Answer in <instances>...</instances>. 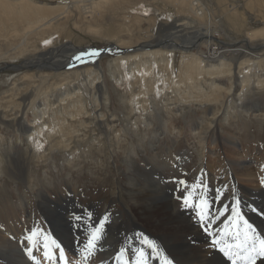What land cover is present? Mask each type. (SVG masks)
<instances>
[{"label": "rangeland", "instance_id": "obj_1", "mask_svg": "<svg viewBox=\"0 0 264 264\" xmlns=\"http://www.w3.org/2000/svg\"><path fill=\"white\" fill-rule=\"evenodd\" d=\"M195 1L200 2L206 11L213 13V19L217 18L222 23L219 24L221 28H218V30L231 34L239 43H245L244 38L247 32L264 31V0ZM70 2L71 0H24L21 2L19 0H0V50L3 51L5 46L10 45L11 47L12 34L16 30L21 29L22 25L26 24L23 22L24 18L19 17L21 13L27 14L29 12V14H33L35 17L44 15L43 13H50L52 16L58 12L56 8L61 5L70 4ZM165 2L164 0H120L116 5H109V10L108 12H104V15L102 14L103 12H97V16H94L95 18L93 19L90 17L86 18L80 9L74 7L72 9V18L69 20L70 24L64 29L65 31L61 30L62 33L60 35H54L51 40H47L51 42L47 45L41 42L40 49L46 50V48L64 44L65 48L68 49L64 51L63 55H69L73 53L74 47L76 46L103 49L112 44H116L120 38L130 41L127 43L129 46L126 47H132L133 43L131 41H137L141 44L153 40L159 35H170L171 32L166 31L169 30V27L175 25L173 20H177L179 17L182 19L189 18L190 21H195L197 24L195 26H199V22H202L194 20L191 17L188 9V5H190L189 0L180 1L183 3V11L179 14L181 16L178 15L174 4ZM38 4L43 6H39ZM29 6H33L36 11L29 10ZM229 16H235L237 22L231 25L226 19ZM88 19L93 23L88 24ZM76 21H80L77 26L74 23ZM215 31L218 32L217 30ZM185 33L180 32L178 34ZM151 34H153L152 37L150 36ZM197 38L198 35L196 34L194 40L196 39L199 45L202 40ZM177 39L181 38H176L175 40ZM220 40L224 42L230 41L227 36L221 37ZM181 42L182 40L166 41L165 39L162 40V43L155 42L150 48L154 50L158 49L159 45L166 46L172 44L175 48L170 53L174 54L173 66L176 68V65H178L175 62L176 58L184 57L186 60L188 59V57H185L188 53L181 52L184 51ZM198 45L187 48L186 50L193 51L199 47ZM217 46L221 45L217 44ZM133 53L135 52H125L122 54L130 56ZM33 55L27 54L26 57H16L14 59L0 61V67L3 66L5 61L10 62L0 69V97L6 96L7 99L13 96L17 97V100L11 102L16 106H9L6 113H0L2 116L0 119V134L4 139L0 145V160L3 161V163H0V207H7L8 202L18 203L20 200L24 201V204L15 210L19 230L17 232L14 231V234L7 237L11 240L10 247H0V264H24L25 261H27L26 264H35L23 251L27 245L20 243L25 235L29 234L30 230L33 229L36 230L33 241L37 242V249H34V255L37 260L42 261V264H50L49 261L44 259L42 255L43 247L40 246L43 241V236L40 233L43 230L45 234L56 239L63 246H67L69 249L76 248L74 245L70 246L69 244H65L67 242H64L60 238L62 236H59L56 231H49V227L53 228V223L45 218V212L47 213V211H44L42 207L46 206L45 204L44 206L41 205L42 200L39 192L40 190L46 189L47 185L50 190H54L58 184L65 186L66 183H69L71 187L77 190L75 194L71 189H65L63 198H61V205L64 208L63 213L66 219L63 222L56 219L58 223L62 222L59 226L60 229L61 227L65 229L69 228L70 232H72L71 236L75 240L83 239L85 233L83 230L78 231L82 226L74 218H71L73 215L71 214L72 212H77L76 215L84 217H87V214L91 212L92 222L94 224L101 218L100 214L106 213L108 210H118L128 214L124 189L125 165L127 161H132L134 166L145 164L144 167L148 171L150 170V163H145L149 161L152 154L150 143L157 138L158 135L155 136L154 133L159 131L162 126L166 127L173 123L175 127L181 129L182 134L176 132L174 135L168 133L162 136L159 135L158 142L154 145V152L161 155L163 151H166V154L170 149L173 155L180 157L183 154L185 157H188V160L184 161V164L177 168L176 166H168V164L163 166L162 172L165 176L169 177V180H185L189 186L188 190L193 192H195V188L192 186H198L201 180L208 187L210 186V178H203L207 174L208 169L200 177V162L203 160H211L213 163L214 159L218 160L216 155L218 154L219 146L218 144H213L211 139H208L207 144H202L201 141L199 142L198 136L203 131L202 126L209 125L208 119L218 109V98L225 91L220 86L226 89L228 88V81H226L228 77H223L226 74H222L220 78L217 75L218 79L215 81L219 84V88L212 87L211 76L205 75L203 78L199 77L196 83L192 85L189 83L187 85L182 84L187 82L183 81L173 89L168 88L166 94L163 96L158 95L159 83H151L146 90H142L145 94L137 95L151 109H143L141 105L134 103L136 111L133 114L130 112V117H128L127 110L133 106L131 90L133 92L135 91L134 94H136L140 89L144 88L141 87V83L139 84L134 79L131 82L132 86L129 85L130 78L132 77L131 73H126L123 67L114 61L117 55L119 56L120 54L100 56L96 59V63L89 62L86 64H78L71 68L69 67V70L80 69L84 71L86 67L88 68V66L92 65L95 67L96 73L94 72L95 74L93 73V76L85 75V78L80 77L79 83L76 82L75 78H71L72 81L69 85L59 89L61 93L58 95L51 92L50 96L44 101L48 99L52 105L51 109H54L50 110L43 120L51 121L54 112H62L64 106L69 109L67 105L60 107L62 103L60 101V95L62 93L67 96L71 93L74 95L78 91L83 92L82 95L80 93L81 99L78 102L85 104L84 99L87 101L83 111L84 115L81 116V119H85L87 123L79 127V122H76V125L77 129H80L79 135L83 136L86 133L87 136L77 146H75V140L72 139L73 143L69 149L58 147L51 152H49L50 141L44 140V143L39 144V146L45 145L46 152H49V155L38 159L34 155L33 145L29 146V139L31 137L29 139L27 138L28 141L26 140L28 132H25L24 128L26 127L25 125L32 124V119L39 113V109L42 108L44 102L40 104L42 99L37 100L36 96L27 90L29 82L38 79L41 72L47 68V64L44 66L45 68L38 66L33 68L31 65L28 68L20 66V63L24 59L31 58ZM232 62L234 63L231 77L234 82H238L239 79L244 78L240 77V60ZM130 63L132 62L130 61ZM158 65H153V74L149 80L154 78V80L160 81L163 79L162 76L166 75L165 78L169 77L178 82L179 76L177 73L183 65L181 61H179V68H176V73L173 74L174 78L170 74L171 68L170 70L169 67L165 68V66L159 68ZM129 66L126 67L127 71L129 70ZM262 66L264 67V64ZM262 66L260 68L255 66L253 68V72L251 73L252 80L254 81L253 84L257 83L258 75L264 76V68ZM144 68V66L140 67L142 74L144 73ZM58 71V69L53 70L55 73ZM136 74H138L137 71H135ZM97 75H99V78L96 80L95 85H92V80ZM136 76H140V74ZM22 79H25V81L22 82ZM15 80L18 82V85L14 87L12 83ZM253 84L247 87L249 92H246L247 98L243 104L251 103L254 106L256 105L255 107H259L264 104V88L260 90L252 86ZM180 87H182L181 90H178ZM243 89L242 84H237L233 87V91H231L232 93L226 105L218 114L217 124L218 121L224 123L222 125L223 128L217 125L213 129L212 135L216 134L214 132L224 134L223 131L226 127L235 125L233 128L236 127V134H240L243 140L242 145L246 147L250 143L249 145L255 152H260L264 147V116H256L257 112L261 110H254V113H251V110L238 112L240 103L238 97ZM6 90L7 92H5ZM201 90L202 92H200ZM185 91L193 92H190L191 96L197 93L202 99V102L198 100L190 101L191 99L185 100L180 97V93ZM94 96H97L98 102H95L93 99ZM182 96L187 99L190 97L185 94ZM73 97H76V95ZM73 99L76 100L77 98ZM207 99H211V101H207ZM68 113L69 111L63 113V115H67ZM101 114H104V116H101ZM4 115L7 116L4 117ZM48 115H51L50 118L47 117ZM66 118L70 124L75 121L70 115H67ZM76 120H78V117ZM202 120L204 121L201 122ZM199 122L201 123L197 125ZM48 123L50 124L51 122ZM192 125L199 132L194 134L195 136L193 138L189 136L190 126ZM243 125L246 127H243ZM11 138H13L12 143H10ZM41 139L43 140V138ZM39 151L42 152V149H39ZM72 156L73 160H71ZM179 161L181 162L182 160L179 158ZM3 165L5 166L4 169L1 168ZM210 169L212 172L216 170ZM175 204L178 208L180 207L176 201ZM107 214L110 215L111 221V216H114V214ZM28 220H30V225L26 223ZM103 240L104 238L102 237L101 242ZM154 241L159 247L161 246L158 241ZM100 246L101 243L98 247L100 248ZM128 246V249H134L136 243L131 242ZM54 252H56L55 249ZM100 253H103L101 249L98 254ZM117 253L118 251L108 259L105 258V261L110 264H116L115 256ZM133 253V251L127 252L130 256ZM73 258L78 261L81 260L79 255ZM96 262V258L92 257L88 261V264H96Z\"/></svg>", "mask_w": 264, "mask_h": 264}, {"label": "bare ground", "instance_id": "obj_2", "mask_svg": "<svg viewBox=\"0 0 264 264\" xmlns=\"http://www.w3.org/2000/svg\"><path fill=\"white\" fill-rule=\"evenodd\" d=\"M19 1L21 2L24 0ZM119 1L120 0H71L72 3L70 2V4L61 5L56 8L58 12L52 16L50 13H43L44 15L39 17L29 14V12L27 14L21 13L19 17H23V22L26 24L22 25L21 29L16 30L12 34L11 47L10 45L5 46L3 51L0 50V61L14 59L16 57H26L27 54H34L33 57L24 59L20 63V66L28 68L29 65H31L33 68L35 66L45 68L44 66L47 64V68L41 72L40 77L29 82L27 90L35 95L37 100L42 99L40 104L44 102L42 104V108H38L39 113H37L36 116L34 115L35 117L32 119V124L25 125L26 127L24 128L25 132H28L26 140L31 137V139H29V146L33 145L34 155L38 157V159L48 156L49 152L58 147L69 149L72 146L73 140H75V146H77L85 139L84 137L87 136L86 133H84L83 136L79 135L80 129H77L76 125V122H79V127L84 125V123H87L85 122V119H81V116L84 115L83 111L86 107L87 101L84 99L85 104H80V102H78L79 99H81L80 93L82 95L83 92H75L74 95H76V97H73V93L68 94L67 96L62 93L60 95V101L62 102L60 107L62 105H67L70 110L64 106L62 112H54V116L51 121L43 120L47 113L54 109H51L52 105L49 103L48 99L46 101L44 100L50 96L51 92H54L56 95L60 94L61 90L59 89L69 85L72 81L71 78H75L76 82L79 83L80 77L85 78V75L93 76L96 73L94 69L95 67L92 65L88 66V68L86 67L84 71H81L80 69L69 70L68 67V65L72 63V59L75 55H77L80 51L91 49L90 47H74V45H72V47H74L73 53L63 55L64 51L68 49L65 48L64 44L53 46L52 48H46L45 50L40 49V43L51 40L54 35H60L62 33L61 30L66 29V27L70 24L69 20L72 18V9L74 7L80 9L86 18L90 17L93 19L95 18L94 16H97V12H103L102 14L104 15V12H108L109 5H116ZM164 1L174 4L176 6V11H178V15L182 13L183 3L180 1L185 0ZM189 2L190 5H188V9L191 17H193L194 20L202 21L199 22V26H195L197 25L196 22L190 21L189 18L182 19L179 17V19L173 20L175 25L169 27V30L166 31L171 32L170 35H159L155 39L141 44L137 41H131V43H133L132 47H126L129 46L127 43L130 41L120 38L118 41L120 43L117 42L116 44L107 46L109 50L113 52L112 55L120 54L119 56L117 55V58L114 61L118 62L119 66H122L126 73H131L132 77L130 79L132 81H129V85L132 86L131 82H133L134 79L138 81L139 84L141 83V87L144 88L140 89V91L136 94H134L135 91L133 92V90H131L133 106L127 110V115L130 117V112L132 114L135 113L136 108L134 103L141 105L143 109H151L148 108V105L145 104L142 98L140 99L137 97V95L145 94L142 90H146L148 85L151 83H159L158 95L163 96L166 94V90L168 88L173 89L176 85H179L183 81L187 82L182 84L187 85V83H189L192 85L196 83V80H198L199 77L203 78L205 75L211 76L212 87L219 88V84L215 80L218 79V76L220 78L222 74H226L223 77H228L226 79V81H228V88L226 89L225 87L220 86V88H223L222 90L225 91L222 96L218 98V109L208 119L209 125H203V131L200 132L201 134H199V136L197 135L199 142L201 141L202 144H207L208 139H211L213 144H218L219 150L216 155L218 160L214 159L213 163L211 160H203L200 162V177L203 176L204 173H206V169H208L207 174L204 175L203 178H210L211 184L209 188H222L224 190V203L233 202L236 198L240 199V206L245 219H247L248 222L256 229L257 233L264 238V184L261 183V180H264V147L260 150V152H255V150H253V148L249 145L250 143L246 147L243 146V140L241 139L240 134H236V127L233 128L235 125L226 127L223 131L224 134H221V132L220 134H218V132H214L216 134L212 135V131L217 125L220 128H223L222 125H224V123H220L218 121L217 124L218 114L219 111H221L226 105L230 94L232 93L231 91H233V87L237 84H242L244 88L239 93L238 100L240 103L238 112L242 110H251L250 112L254 113V110H261L260 112H257L256 116H264V104L259 107H255L256 105L254 106L251 103H246L245 105L243 104L247 98L246 92H249L247 87L251 86L254 82L251 75L253 68H255V66L260 68L264 64V31L247 32L244 38L245 43H239V41L231 34L218 30V28H221L219 25L221 22L218 21L217 18L213 19V13L206 11L200 2L195 0H189ZM38 5L43 6L41 4ZM29 10L36 11L33 6H29ZM226 19L231 23V25L237 22V18L235 16H229ZM89 20L90 19L87 21L88 24H92L93 22L91 21V23ZM79 22L80 21H76L74 23L77 26ZM180 32L186 33L178 34ZM196 34L198 35L197 39L202 40L199 45L197 44L196 39L194 40ZM150 36L152 37L153 34ZM223 36H227L230 41L225 40L226 42H224L220 40ZM176 38L181 39L175 40ZM161 39H166V41L182 40L181 46L184 51L181 52L188 53L185 57H188L189 60H186L184 57H178L175 60V62L178 63V65H176L177 69L179 68V61L183 63L181 69L179 71L177 70V75L179 76L178 82L169 78L168 75V78H165L166 75L162 76L163 79L160 81L154 80V78L149 80L151 79L150 76L153 74V65L155 64H159V68L163 66H165V68L169 67V70L171 68L170 74L172 77L173 74L176 73V68L173 66L174 54L170 53V51L175 48L172 44L166 46L159 45L158 49L154 50L150 48L155 44V42L162 43ZM217 44H220L221 46H217ZM197 45L199 47L193 51L186 50L187 48ZM126 48L129 50L128 52L135 53L130 56L127 54L123 55L122 53H125L124 49ZM101 56H105V54ZM238 60H240V77L244 78L239 79L238 82H234L231 77L233 74L234 63L232 61ZM130 61L132 63H130ZM9 63L10 62L5 61L0 69ZM127 63L128 65H126ZM127 66H129L128 71L126 69ZM142 66L145 67L143 69V74L140 69ZM55 69H58L59 71L56 73L53 72ZM135 71H137L140 76H136L138 74L135 75ZM160 71L163 72L162 70ZM98 78L99 75L94 76L92 85H95ZM21 81L23 82L25 79H22ZM146 81L148 82L146 83ZM13 84L15 87L18 85V82L15 80L12 85ZM252 86L263 90L264 76L258 75L257 83ZM181 88L182 87L178 90H181ZM5 92H7V90ZM190 92H181L180 97L185 100L191 99L190 101L198 100L202 102V99L197 93H194L197 95L193 94L191 96ZM200 92H202V90ZM183 94L190 97L187 99L182 96ZM73 98L77 99L74 100ZM93 99L95 102H98L97 96H94ZM15 100H17V97L15 96L9 99H7L6 96L0 97V113H6L9 106H16L11 103ZM207 101H211V99H207ZM257 105H259V103H257ZM68 111L69 113L67 115H70L75 119V121L71 124L66 118L67 115H63V113H67ZM60 115H62V117H60ZM6 116L7 115H4V117ZM50 116L48 115L47 117L50 118ZM101 116H104V114H101ZM77 117L78 120H76ZM1 118L2 116L0 115V119ZM203 121L204 120L201 122ZM48 122L51 123L49 124ZM201 122L197 123V125ZM193 126L194 125L190 126L189 134L192 138L195 136L194 134L199 133ZM243 127L246 126L243 125ZM176 132L182 134L181 129L175 127L172 123L166 127L162 126L159 131L154 133L155 136H158L154 141L152 140V143H150L152 154L149 161L145 162L150 163L149 171L144 167L145 164L134 166L132 161H127L124 172V189L128 214L118 210H108V212L106 211V213L100 214L101 217L107 213H113L114 216H111L110 224L103 234L104 240L101 242L100 246L103 253H97L94 256L97 261L96 264H100L101 261H105V258L108 259L111 255H114L119 248L129 247L128 245L131 242L136 243V247L142 246L141 243L135 239L136 233H143L148 238L158 241L161 244L160 250L162 254L168 256L170 259H173L175 264H206L209 254L205 253L203 249H205L208 245V237L201 231L200 226H198L196 222L195 209L189 210L187 213L181 212L180 207H177L175 200L173 199V192L176 185L170 181L174 179L169 180V177H166L162 172L163 166L168 164V166H176L177 168L178 166L183 165L184 161L188 160V157H185L183 154L180 157L178 155H173V152L170 149L166 154V151H163L161 155L154 152V145L158 142L159 135L162 136L167 133L174 135ZM40 137L43 138V140ZM22 140L24 141V139ZM44 140L50 141L49 152H46L45 145L37 148V145L44 143ZM3 141V136L0 134V145ZM10 141V143H12L13 138H11ZM39 149H42V152H40ZM179 158L182 160L181 162L179 161ZM71 160H73V156ZM0 163H3V161L0 160ZM1 168L4 169L5 166L3 165ZM210 168L216 170H213L212 172ZM63 186L62 184H58L54 190H50L47 185L46 189L40 190V198L42 200L41 205L44 206L45 204L46 207H42V209L44 208V211H47V213L45 212V218L53 223V228L49 227V231L53 230L56 231L59 236L61 235L62 237L60 238L64 242H67L65 244L76 246L77 240L73 239L71 236L72 232H70V229L61 227V230L59 226L63 220L66 219L63 213L64 208L61 205V198H63L65 189H71L75 192V194L77 193V190L71 187L69 183H66L64 187ZM23 204L24 201L20 200L18 203L8 202L7 207H0V247L9 246L11 244V240L7 237L19 230L15 210L19 209ZM52 205L54 206L52 207ZM216 206L219 207L220 205L217 204ZM74 213L77 214V212ZM71 214H73V212ZM71 218L73 219V215ZM56 219L62 222L58 223ZM26 223H29L30 225V220ZM218 226L222 228L223 224L218 222ZM128 238L132 239L129 240ZM228 243H232V241L229 240ZM40 246L43 247L42 243ZM145 250L150 251L146 248V246ZM126 255L128 258H134L135 253H133L132 256L127 253ZM212 256L213 264H231V261H229L227 257H224L222 253H219L218 250L213 253ZM154 261L155 260H153V264H160L159 260L156 262ZM26 262L27 261H25L24 264H26Z\"/></svg>", "mask_w": 264, "mask_h": 264}, {"label": "snow or ice", "instance_id": "obj_3", "mask_svg": "<svg viewBox=\"0 0 264 264\" xmlns=\"http://www.w3.org/2000/svg\"><path fill=\"white\" fill-rule=\"evenodd\" d=\"M44 43L47 45L51 42L45 41ZM105 51L110 50L95 48L80 51L73 57L68 67L94 63ZM37 147L40 146L37 145ZM171 183L176 185L173 199L180 205L181 212L187 213L195 209L196 222L208 237V245L203 249L209 254L206 264H213L212 254L217 250L227 257L231 264H264V238L245 219L240 199L236 198L233 202L224 203V190L209 188L203 180L198 186H192L195 192L188 190L189 186L185 180H172ZM261 183L264 184V180H261ZM217 204L220 206L217 207ZM73 218L82 226L78 231L83 230L85 233L83 239L77 240L75 249L63 246L62 243L50 238L44 232L40 233L43 236V257L50 264H88V261L100 251L98 246L110 223V215L105 214L95 224L92 222L91 212L87 214V217L73 213ZM218 222L223 224L222 228L218 226ZM35 235L36 230H30L20 243L27 245L23 251L30 260L35 264H42V261L37 260L34 255V249L37 247V242L33 241ZM135 239L142 246L134 249L119 248L115 256L116 264H153V260H159L160 264H175L173 259L162 254L159 245L153 239L143 233H136ZM229 240L232 243H228ZM145 246L150 251H146ZM128 251L135 253L134 258H128L126 255ZM76 255H79L81 260L74 259ZM100 264H108V262L101 261Z\"/></svg>", "mask_w": 264, "mask_h": 264}, {"label": "water", "instance_id": "obj_4", "mask_svg": "<svg viewBox=\"0 0 264 264\" xmlns=\"http://www.w3.org/2000/svg\"><path fill=\"white\" fill-rule=\"evenodd\" d=\"M92 49H95V47H92ZM103 49H107V50H109V48L107 47H105V48H103ZM125 51L124 52H128L129 50L126 48V49H124ZM112 51H105V52H103V54H105V55H112ZM102 54V55H103Z\"/></svg>", "mask_w": 264, "mask_h": 264}]
</instances>
